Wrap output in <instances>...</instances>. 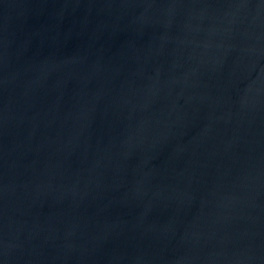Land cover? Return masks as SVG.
Masks as SVG:
<instances>
[{
	"label": "water",
	"instance_id": "95a60500",
	"mask_svg": "<svg viewBox=\"0 0 264 264\" xmlns=\"http://www.w3.org/2000/svg\"><path fill=\"white\" fill-rule=\"evenodd\" d=\"M0 264H264V0H0Z\"/></svg>",
	"mask_w": 264,
	"mask_h": 264
}]
</instances>
